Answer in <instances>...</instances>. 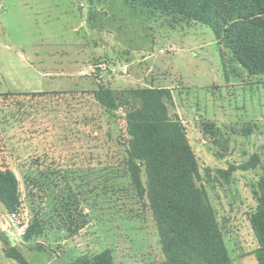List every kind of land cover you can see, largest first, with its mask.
<instances>
[{
	"label": "rangeland",
	"instance_id": "1",
	"mask_svg": "<svg viewBox=\"0 0 264 264\" xmlns=\"http://www.w3.org/2000/svg\"><path fill=\"white\" fill-rule=\"evenodd\" d=\"M129 3L0 0V169L14 171L21 197L14 220L0 200V264H18L5 256L12 248L29 264H70L105 250L116 264L165 261L149 202L121 165L133 105L125 92L165 86L162 69L185 100L176 95L199 186L230 256L240 264L258 247L249 219L263 174L264 75L250 76L211 27ZM118 60L132 64L125 79ZM101 86L116 93L114 116L93 96ZM30 92L57 94L20 99L28 118L6 125L19 115L5 95ZM231 166L230 176L218 173ZM34 219L44 233L25 242Z\"/></svg>",
	"mask_w": 264,
	"mask_h": 264
},
{
	"label": "trees",
	"instance_id": "2",
	"mask_svg": "<svg viewBox=\"0 0 264 264\" xmlns=\"http://www.w3.org/2000/svg\"><path fill=\"white\" fill-rule=\"evenodd\" d=\"M167 17L173 14L189 26L202 24L213 29L220 44H225L250 76L264 75V0H129ZM56 92L6 94L16 103L17 122L28 118L27 107L20 99L48 97ZM133 103L126 115L129 137L126 159L122 167L141 199H147L156 223L165 261L160 264H233L217 212L203 186L201 173L187 130L175 107L169 89H131L125 92ZM96 102L110 115L118 110L116 93L106 87L93 92ZM20 119V120H19ZM35 134H33L34 136ZM262 176L254 190L256 207L250 215V225L258 243L254 255L264 264V163ZM255 167L248 164L243 169ZM236 170L218 173L230 176ZM145 172L147 184L143 183ZM0 200L13 215L21 206L19 182L13 170L0 169ZM44 233L34 219L23 234L25 242ZM18 264H29L12 248L5 254ZM2 252L0 249V260ZM70 264H116L110 250L93 257L80 256Z\"/></svg>",
	"mask_w": 264,
	"mask_h": 264
},
{
	"label": "crops",
	"instance_id": "3",
	"mask_svg": "<svg viewBox=\"0 0 264 264\" xmlns=\"http://www.w3.org/2000/svg\"><path fill=\"white\" fill-rule=\"evenodd\" d=\"M189 26V25H188ZM122 42H120V44H121ZM223 45V44H222ZM120 46H122V44L120 45ZM151 58V57H150ZM148 59H149V57H147L146 59H145V61H148ZM156 59L157 58H155L153 61H156ZM157 62V61H156ZM148 63H149V61H148ZM117 66H115V73H118L117 74V78H119V79H125L126 78V75H127V70H128V68L129 67H132L131 65L132 64H128L126 61H124V60H118V62H117ZM162 69V68H161ZM119 71V72H118ZM162 72H163V74L165 75V78H164V80H160L162 83H164L165 84V86H163V87H159L160 89H169L170 91H171V93H172V96H173V99H174V103H175V107H176V111H177V115H179V117H180V119L182 120V114H181V110H180V107H179V105H178V103H177V100H176V95H178V96H181V99H182V101L184 102L185 100H183V95H182V92L180 91V89H179V87H177V86H175L174 85V83L173 82H170V78H171V76L169 75V72L168 71H165V70H163L162 69ZM166 74L167 75H169V76H167L166 77ZM127 81V80H126ZM146 88H155V87H151V85L150 86H148V87H143V88H140V89H146ZM137 89H139V88H137ZM183 122V121H182ZM183 124H184V122H183ZM258 248V247H257ZM256 248V249H257ZM255 259H256V257H255V255L253 254L252 256H250V257H244V258H242L241 259V261H240V264H256V262H255ZM232 260H233V258H232ZM257 261V260H256ZM233 264H235V262H234V260H233ZM257 264H258V262H257Z\"/></svg>",
	"mask_w": 264,
	"mask_h": 264
},
{
	"label": "built area",
	"instance_id": "4",
	"mask_svg": "<svg viewBox=\"0 0 264 264\" xmlns=\"http://www.w3.org/2000/svg\"><path fill=\"white\" fill-rule=\"evenodd\" d=\"M10 218L11 220L17 219V214H13Z\"/></svg>",
	"mask_w": 264,
	"mask_h": 264
}]
</instances>
